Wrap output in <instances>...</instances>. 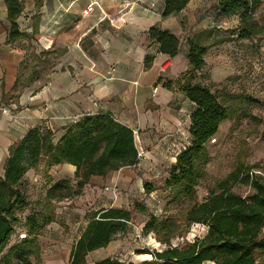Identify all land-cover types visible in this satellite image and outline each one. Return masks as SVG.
Segmentation results:
<instances>
[{"label":"crops","instance_id":"obj_1","mask_svg":"<svg viewBox=\"0 0 264 264\" xmlns=\"http://www.w3.org/2000/svg\"><path fill=\"white\" fill-rule=\"evenodd\" d=\"M23 1L26 0H20ZM29 1L25 4L27 8L40 6L41 41L55 40L57 47L66 52L63 63L50 78L25 84L20 78L23 59L17 44L20 35L10 38L7 8L0 0V179L10 151L29 131H48L55 144L84 116L109 115L136 132L135 145L140 154L134 167L122 168L105 177H91L79 196L54 203V220L37 237L39 258H30V263L69 264L70 253L88 224V215L102 209H122L110 190L117 189L120 194L121 190L139 185L145 172L156 170L152 154L163 156L167 151L163 148L169 149L165 139L159 141L164 134L169 137L179 125L171 110L175 108L174 100L176 97L188 100L177 90L163 88L158 80L175 81L188 70L187 43L183 40L181 23L195 0L167 19L161 18L164 0H38L36 4ZM92 1L96 2L93 12L82 17L83 9ZM16 24L21 27L20 16ZM152 27L179 38L180 50L174 58L158 53V46L149 41L147 33ZM33 29L37 36L39 26L35 24ZM146 57L152 58L148 69L144 68ZM192 112L190 108L184 120L187 135ZM178 145L181 149L176 155L188 145L187 137ZM74 173L75 167L71 165L47 170L42 163L28 171L24 180L43 192L50 182H73ZM29 191L27 200L31 207ZM30 213L28 209L21 215L22 222ZM16 234L24 235L25 228L16 229L11 244L16 242ZM114 241L90 252L85 264L117 259L118 246Z\"/></svg>","mask_w":264,"mask_h":264},{"label":"trees","instance_id":"obj_2","mask_svg":"<svg viewBox=\"0 0 264 264\" xmlns=\"http://www.w3.org/2000/svg\"><path fill=\"white\" fill-rule=\"evenodd\" d=\"M190 1L164 0L161 18L179 14ZM3 2L10 24L9 36L18 37L16 21L22 12V3L20 0ZM263 4L264 0H216V13L237 17V38L247 40L264 34V24H259L255 18ZM147 35L149 41L158 46V53L170 59L179 53L180 40L170 32L152 27ZM186 43L187 72L175 81L158 80L163 88L182 93L195 107L190 115L189 143L176 155L164 181L171 203L179 202L183 206L175 216L160 220L149 217L143 233H153L165 248L146 253L153 260L140 264H264V185L246 174L240 181L254 192L246 197L234 192L232 186L238 181L239 168L237 173H231L210 190L202 202L196 199V188L209 161L206 145L215 137L219 126L234 117L235 110L229 104V95L219 98L207 87L192 84L194 73L205 66L209 46L200 44L196 37ZM151 62L152 58L146 57L144 68L148 69ZM137 162L133 132L109 115L82 117L55 144L50 132L29 131L10 151L0 179V264H31L30 258L38 260L37 237L53 222L54 203L79 196L91 177H105L122 168L134 167ZM42 163L47 170L58 165H71L75 167L74 179L73 182H50L44 189L43 202L30 207L27 191H23L24 177ZM144 190L150 193L152 188L145 184ZM28 209L31 213L22 222L21 215ZM176 218L182 223L178 224ZM130 221L131 213L124 209L90 213L88 224L70 253L69 264H85L90 252L105 248L118 235H126ZM182 224L184 230H179ZM192 224L206 228L203 237L195 238L183 247L171 246L170 240L186 232ZM21 226L25 228V234H16V242L11 244L16 229ZM96 264L125 263L108 258Z\"/></svg>","mask_w":264,"mask_h":264},{"label":"rangeland","instance_id":"obj_3","mask_svg":"<svg viewBox=\"0 0 264 264\" xmlns=\"http://www.w3.org/2000/svg\"><path fill=\"white\" fill-rule=\"evenodd\" d=\"M29 2H22V24L21 27L17 25L18 30L21 29L17 44L23 52L20 78L25 84L50 78L63 63L62 56L66 52L65 49L57 47L55 40H51V43L41 41L43 34L40 30V6L27 8L25 4ZM32 2L36 4L38 0ZM191 4L190 12L182 18L183 40L187 41V36L188 39L196 37L199 38L200 44L209 46L205 55V66L201 71L194 73L192 84L207 87L219 98L229 95V104L235 110L234 117L223 122L215 137L206 145L209 161L196 188V199L202 202L210 190H214L216 185L231 173H237L239 168L241 172L238 181L232 187L234 192L246 197L254 192L248 184L240 181L246 178V174L249 178L255 177L264 185V34L240 40L237 38L238 18L218 16L215 0H195ZM255 18L259 24H264V13L257 12ZM35 24L39 26L37 36L33 29ZM174 101L175 108L171 110L174 111L179 125L167 135L169 137L165 134L161 136L159 142L165 139L169 149L163 148L164 151L167 150L163 156L152 154L156 170L145 172L139 185L130 187L128 191L121 190L118 194L115 189L116 205L131 213L128 233L116 237L113 242L118 246L116 258L125 264H140L153 260L150 255L147 258L146 253L161 251L165 247L153 233H143L149 217L154 216L160 220L175 216L183 206L179 202L171 203V197L164 188V181L174 164L173 159L178 149H181L178 144L186 140V137L189 143L184 120L188 110L192 108L194 111L195 107L183 97H176ZM156 150L158 151V148ZM247 168H250L249 172ZM29 182H25L23 191H29ZM145 184L152 188L150 193L144 190ZM31 188L32 193L29 191L28 196L32 206L43 202L44 190L40 191L41 189L33 184ZM102 190L105 191V187H102ZM176 222L182 223L178 218ZM180 226L179 230H184V224ZM205 231L204 226L192 224L179 237L171 239L170 245L183 247L195 238L203 237Z\"/></svg>","mask_w":264,"mask_h":264},{"label":"built area","instance_id":"obj_4","mask_svg":"<svg viewBox=\"0 0 264 264\" xmlns=\"http://www.w3.org/2000/svg\"><path fill=\"white\" fill-rule=\"evenodd\" d=\"M96 7V2H94V1H92V2H90V3H88L87 5H86V7L83 9V11H82V17H87V16H89L92 12H93V10H94V8ZM261 12H263L264 13V4L262 5V7H261V10H260ZM155 89L153 90V93H155ZM4 111V110H3ZM5 112V111H4ZM133 136H134V142L136 141V139H137V137H136V132H133ZM184 148V147H183ZM137 152H138V150H137ZM139 156H140V154H138V158H139ZM111 193H112V195H113V197L114 198H116V190L115 189H112L111 190ZM23 237V236H22Z\"/></svg>","mask_w":264,"mask_h":264},{"label":"bare ground","instance_id":"obj_5","mask_svg":"<svg viewBox=\"0 0 264 264\" xmlns=\"http://www.w3.org/2000/svg\"><path fill=\"white\" fill-rule=\"evenodd\" d=\"M147 258L150 257L149 255H145Z\"/></svg>","mask_w":264,"mask_h":264}]
</instances>
